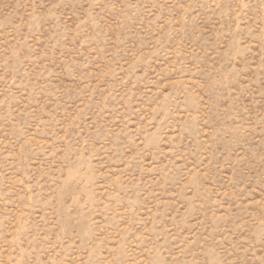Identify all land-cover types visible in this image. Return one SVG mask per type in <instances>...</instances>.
Here are the masks:
<instances>
[{"label":"rangeland","instance_id":"374dc122","mask_svg":"<svg viewBox=\"0 0 264 264\" xmlns=\"http://www.w3.org/2000/svg\"><path fill=\"white\" fill-rule=\"evenodd\" d=\"M0 264H264V0H0Z\"/></svg>","mask_w":264,"mask_h":264}]
</instances>
